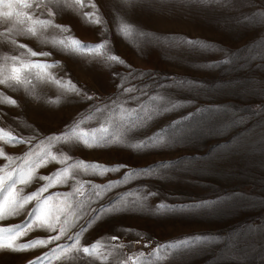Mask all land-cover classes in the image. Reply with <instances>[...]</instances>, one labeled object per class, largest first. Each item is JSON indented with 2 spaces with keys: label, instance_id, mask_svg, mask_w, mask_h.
Returning a JSON list of instances; mask_svg holds the SVG:
<instances>
[{
  "label": "rangeland",
  "instance_id": "obj_1",
  "mask_svg": "<svg viewBox=\"0 0 264 264\" xmlns=\"http://www.w3.org/2000/svg\"><path fill=\"white\" fill-rule=\"evenodd\" d=\"M0 264H264V0H0Z\"/></svg>",
  "mask_w": 264,
  "mask_h": 264
}]
</instances>
